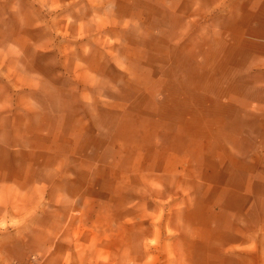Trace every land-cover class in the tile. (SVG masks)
Listing matches in <instances>:
<instances>
[{
    "label": "rangeland",
    "instance_id": "1",
    "mask_svg": "<svg viewBox=\"0 0 264 264\" xmlns=\"http://www.w3.org/2000/svg\"><path fill=\"white\" fill-rule=\"evenodd\" d=\"M194 1L0 0V185L43 149L87 183L70 207L0 188V264L177 263L221 217L200 186L264 163V0Z\"/></svg>",
    "mask_w": 264,
    "mask_h": 264
},
{
    "label": "crops",
    "instance_id": "2",
    "mask_svg": "<svg viewBox=\"0 0 264 264\" xmlns=\"http://www.w3.org/2000/svg\"><path fill=\"white\" fill-rule=\"evenodd\" d=\"M224 1L226 0H211V7ZM194 4L195 7L190 15L202 14L203 11L197 0L194 1ZM261 59H264V56ZM5 60L0 59V63L4 64ZM2 76L5 79L8 78L7 73L2 72ZM26 78L23 76L22 79H19L21 85L35 86L34 88L39 85V81L32 78H30V83L22 81ZM256 108L258 111H263L264 104H260ZM5 110L6 106L0 103V113ZM259 120L264 125V118ZM46 135V133H41L38 137L39 140L48 138ZM256 141L259 144L262 142L261 138H257ZM1 147L6 149L4 146ZM38 153L43 157L51 158V163L45 166L42 163L40 166L43 167L36 166L33 169L40 173V178L26 182L27 174H21L17 176V179L3 180L0 188L5 192L14 193V197H17L18 200H24L29 192H35L33 200L50 198V200L58 202V206L62 204L70 207L71 202L78 198L76 195L79 196L87 189V183H79V171L75 166L69 167L73 163L67 168H64L63 164L66 159L78 160L80 155L65 157L53 149H43ZM255 153L251 154L257 155ZM5 154L0 160L2 164L9 166L13 153L11 152L7 158ZM229 155L232 159L237 158L234 152ZM252 155L242 158L245 169L239 170L237 173L241 174L240 182H235L229 173L228 183L200 186L208 191L224 192L223 195H215L216 203L209 209L215 214L221 213V217L207 218L204 221L194 219L195 223L209 224L210 231L186 233L187 243L177 251H169V254L177 260V263L174 264H264V163L261 160H255ZM259 157L264 159V151L259 153ZM179 190L185 193L189 192L188 187L184 186H180ZM222 197L225 198V201L221 199ZM3 200L5 203L10 198L4 195ZM223 202L226 203L224 207L220 205ZM177 257L180 258L177 259Z\"/></svg>",
    "mask_w": 264,
    "mask_h": 264
}]
</instances>
